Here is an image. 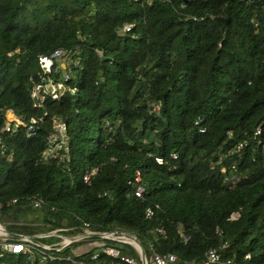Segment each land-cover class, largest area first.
<instances>
[{"label":"trees","instance_id":"obj_1","mask_svg":"<svg viewBox=\"0 0 264 264\" xmlns=\"http://www.w3.org/2000/svg\"><path fill=\"white\" fill-rule=\"evenodd\" d=\"M56 50L65 67L42 74L39 57ZM49 81L70 90L36 101ZM7 110L22 122L10 132ZM57 122L65 145L45 158ZM83 223L130 233L148 260L202 264L215 249L264 264V0H0V224L10 241L53 245L37 236H75ZM97 239L46 251L47 264H119L102 251L92 261L94 247L76 254ZM0 264L40 259L0 250Z\"/></svg>","mask_w":264,"mask_h":264},{"label":"built area","instance_id":"obj_2","mask_svg":"<svg viewBox=\"0 0 264 264\" xmlns=\"http://www.w3.org/2000/svg\"><path fill=\"white\" fill-rule=\"evenodd\" d=\"M136 1V0H135ZM129 26L125 25L123 29L120 31L121 34L129 31ZM64 56V52L62 50H56L53 52L49 57L41 56L38 59L40 71L42 74H47L50 72L52 62L53 60H57L59 62V66L63 63L62 57ZM64 65V63H63ZM61 68V66H60ZM65 78H67L65 76ZM65 90H70L69 88L65 87L61 83H54L52 81H49L47 84H39L36 85L32 97L37 101L41 100L44 95H50L53 99H57ZM5 122H4V128L3 130L6 132L12 131L11 122L14 123V128L22 125V122L14 115V112L12 110L5 111ZM36 124V120L32 119L30 120V123L26 127L27 134H31L34 131V126ZM55 132L52 133L49 137V144L50 148L44 153V157H51L54 152L59 151L63 148L65 145L64 140V130L63 126L60 123H56L54 125ZM58 155V153H56ZM157 163L161 164L160 160H156ZM96 169L89 171L85 174L83 181L87 182L89 178L96 174ZM224 172V170H223ZM128 184L132 188V195L138 199H142L144 195V187L142 186V180L139 172H135L132 180L128 182ZM129 194H127V197ZM30 203L34 208H40L43 204V199L39 196H35L30 200ZM146 217H151L152 212L150 209H147L145 211ZM83 233L78 234L75 236H62L58 234V231H53L46 235H40L37 237H49V236H55L60 239L59 242L54 243L53 245H46L42 243H35L32 238L23 236L21 239L17 242H10L8 241V232L6 231L5 226L0 224V250L4 252H9L13 255H30L32 252H36L37 256H39L40 264H47V260H54L55 258L51 256L50 254H46V251L49 250H56L59 251L60 249L67 247L71 245L72 243L80 242L84 239L90 238V237H98L101 239V241L106 240L110 242H114L121 245H127L132 247L135 252L137 253L139 257V262L136 261L133 257L130 256H122L118 252L117 249H115L112 246H104V242L101 243L102 245L96 252H94L91 255V260L97 259L100 251L103 253L109 255L111 258L118 259L119 264H176L177 263V257L173 254H167V255H157L154 254L152 257L148 260L146 257H142L140 249L135 242V237L131 235L128 232L125 231H110V232H101L97 233L94 231H91L89 229V225L86 223H83ZM160 234H164L163 231L158 230ZM178 232L180 233V236L184 242H187L189 240V236L185 235L182 232V226H178ZM98 243V245H99ZM246 259H249V256H246ZM66 261L69 264H86L84 261L80 260H74L72 258L67 257ZM202 264H239L232 260H226L222 261L220 259L219 254L216 252L215 249H210L205 253L204 259L202 261Z\"/></svg>","mask_w":264,"mask_h":264},{"label":"rangeland","instance_id":"obj_3","mask_svg":"<svg viewBox=\"0 0 264 264\" xmlns=\"http://www.w3.org/2000/svg\"><path fill=\"white\" fill-rule=\"evenodd\" d=\"M61 66V65H60ZM61 68H62V66H61ZM232 217H236L235 215L234 216H232ZM95 241H97L98 243L99 242H101V243H103L101 240H99V239H97V240H95ZM97 242H86V243H83V244H81L80 246H78L77 247V249H76V254H79V253H86V252H89L90 250H91V248H96L95 250H94V252H96L99 248H97V247H100L102 244L101 243H99V245H98V243Z\"/></svg>","mask_w":264,"mask_h":264},{"label":"water","instance_id":"obj_4","mask_svg":"<svg viewBox=\"0 0 264 264\" xmlns=\"http://www.w3.org/2000/svg\"><path fill=\"white\" fill-rule=\"evenodd\" d=\"M65 67V66H64ZM63 67V68H64ZM135 242L137 243V245H138V247H139V249H140V252H141V255H142V257H145V255H144V252H143V249H142V247H141V245L138 243V241L135 239Z\"/></svg>","mask_w":264,"mask_h":264},{"label":"crops","instance_id":"obj_5","mask_svg":"<svg viewBox=\"0 0 264 264\" xmlns=\"http://www.w3.org/2000/svg\"><path fill=\"white\" fill-rule=\"evenodd\" d=\"M61 66H62V69H63V67H64V65H63V63L61 64ZM4 226V225H3ZM8 235H9V237H10V234L8 233ZM15 238L17 237L18 238V241L21 239V237H23V236H14ZM8 241H10V240H8ZM10 242H17V241H10ZM79 254H82V253H79Z\"/></svg>","mask_w":264,"mask_h":264}]
</instances>
